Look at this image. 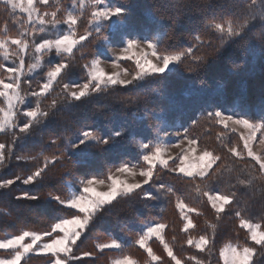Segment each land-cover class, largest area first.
I'll list each match as a JSON object with an SVG mask.
<instances>
[{
    "label": "snow or ice",
    "instance_id": "snow-or-ice-1",
    "mask_svg": "<svg viewBox=\"0 0 264 264\" xmlns=\"http://www.w3.org/2000/svg\"><path fill=\"white\" fill-rule=\"evenodd\" d=\"M58 3L59 0H0V6L9 18L14 23L19 22L23 29L16 35H9L6 25L0 31V56L5 61L15 57L11 64L0 63V133L13 137L11 144L0 143V163L13 156L17 161H37L30 174L0 179V190H4L0 194L11 195L12 186L17 183L28 186L42 181L51 171L50 166L71 163L78 166L74 171L80 175L70 195L49 194V198L59 206L57 211L62 213L51 224L50 230H21L0 239V250H3L0 252V264H29L32 256L47 257L45 264H72L73 261L86 264L84 258L93 256V253L77 254L76 251L85 234L102 215L118 204H132L137 199H158V195L146 186H155L153 177L160 168L176 173L177 178L186 184H195L196 192L207 197L217 219L233 207L240 209L236 185L230 184L229 190H215L205 183L219 172L217 162L223 160L222 155L207 147L202 148L197 138L188 135V127L177 125L174 114L182 107L197 105L204 119L224 130L218 135L237 134L238 139L230 145L225 142L224 147L254 173V179H264V91L256 111L257 106L243 92L225 83V76H210L207 88L195 86V81L212 67V57L223 61L234 53L247 56L256 50L264 57V0H235L232 7L222 14H217L216 8L223 6L213 4L212 0H203V6L197 5L201 13L200 27L193 29L196 34L192 43L177 47L165 45L163 41L170 32L178 30V24H183L179 19L183 15L181 8L190 5H173L176 9L173 12L166 3L157 4L159 20L166 18L167 23H159L157 17L150 13L148 21L153 27L147 35H142L141 24L133 19L125 6H113L107 0H72V8L61 12L58 7L53 9V5ZM81 17L88 22L83 33L77 28ZM37 34L43 35L37 39ZM93 44L95 54L90 63L83 65L87 80L76 83L72 80L73 57L76 51ZM29 53L31 59L26 63ZM46 56L49 57L47 60ZM187 59L192 61V66L186 69L191 75L183 78L182 82H170L169 74ZM121 61H132L135 70L129 72L121 66ZM104 62H110L119 71L106 73L100 66ZM45 64L48 67L37 82V88L31 89L33 81L25 80V75L31 76ZM63 80L68 81L63 84V104L58 106L53 99L49 108L44 109L42 103L54 91L55 84ZM200 83L204 81L200 80ZM24 84L31 89L27 93L22 89ZM117 86L122 89L131 87L138 92L136 96L121 94L122 106L143 101L152 107L148 113L149 118L156 121L152 125V133L144 135L114 123L108 131L88 128L78 135L70 134L76 110L88 103L94 93L107 88L117 89ZM140 89H151L154 95L142 96ZM221 98L229 105L227 108L219 104ZM100 115L109 118L106 112ZM196 123V120H191L192 125ZM37 126L54 137L51 145H55V151L47 155L44 152L37 156L15 155L17 141L26 146ZM172 136L180 139L172 142ZM125 140L138 149L135 164L121 158L126 151ZM185 144L186 147H182ZM170 148H179L180 151L172 157L168 155ZM101 153L114 158L113 164L106 172L93 173L89 166ZM41 157L42 163L39 162ZM169 160L173 161L171 165ZM71 174V171L66 173L68 176ZM130 177L140 179L130 181ZM251 183V180H238V184L245 187ZM100 185L107 190L97 191ZM157 193L175 195L163 184L157 187ZM13 198L17 201L40 199L27 191ZM175 207L183 221L180 231L187 234L185 243L195 249L192 255L182 259L174 252L173 246L165 239L168 224L162 220L147 223L128 245L109 237L95 245L96 251L112 250L110 264H140L126 250L132 247L146 254L144 264H169V261L171 264H186L187 261L203 264L196 253H205L210 246L215 247V238L207 234L193 238L189 230L196 225L188 214L200 215L199 210L180 196H176ZM234 214L239 229L246 233V241L243 245L225 243L220 246L219 261L222 264H254L257 247L253 245L264 251V226L246 217L244 209ZM154 238L159 241L168 260L154 251L150 243Z\"/></svg>",
    "mask_w": 264,
    "mask_h": 264
},
{
    "label": "trees",
    "instance_id": "trees-1",
    "mask_svg": "<svg viewBox=\"0 0 264 264\" xmlns=\"http://www.w3.org/2000/svg\"><path fill=\"white\" fill-rule=\"evenodd\" d=\"M107 2L113 6L119 4L127 7L133 19L141 24L142 35H147L153 27L151 22L148 21L150 13L157 17L159 23H167L166 18L163 21L159 20L157 4L166 3L168 9L173 12L176 11L173 5H190V7L181 8L183 15L179 19L183 21V24H178L176 26L178 30L170 32L168 37L164 39L163 43L168 46L177 47L191 44L196 34L193 29L200 27L199 17L201 13L197 5L203 6V0H107ZM234 2L235 0H212L213 4L223 6L216 8L217 14L228 11ZM56 7L61 12L65 9H71L72 0H59L58 4L53 5V9ZM23 19L25 21V18ZM6 25L9 29V35H16L18 32L23 31L19 26V22L14 23L3 7L0 6V31ZM87 27V19L81 17L77 25L78 31L83 33ZM161 32H163V29H161ZM51 35L54 36V33ZM201 51L204 50L202 49ZM94 54V44L76 51L72 60V80L74 82L84 83L87 80V71L83 65L90 63ZM48 58L46 56L45 60ZM212 61L213 64L209 72L200 78L204 83L201 84L200 80H196L195 86L207 88L210 76H225V83L234 90L243 92L257 106L254 110L258 111L261 93L264 91V57L261 56L260 52L256 50L250 52L247 56L242 53H234L230 59L223 61H218L216 57H212ZM0 63L5 64L1 56ZM122 64L125 66L126 63ZM191 66L192 61L190 59L185 60L180 68L169 74L170 82H182L183 78L190 76L191 74L186 69ZM47 67L48 65L45 64L33 76L25 78V80L30 79L33 81L31 89L37 88V82L41 80ZM66 82L68 81L63 80L55 84L54 91L42 103L44 109L49 108L53 99L56 100L58 106L63 104L61 97L64 95L63 84ZM22 89L25 93L31 90L27 84L22 85ZM121 94L123 96H136L138 92L131 87L122 89L117 86V89L107 88L99 93H94L88 103L76 110L70 134L78 135L80 131L88 128L108 131L115 123L128 127L133 131H140L144 135H150L152 133V125L156 123L155 120L150 119L148 116V113L152 111V107L145 105L143 101L124 107L120 103L123 98ZM139 94L142 96L154 95L151 89H140ZM29 99L34 100L32 97H29ZM219 104L225 108L229 106L223 98L219 100ZM156 110L159 111V107ZM101 112L108 113L109 118L106 119L100 115ZM174 119L177 125L189 128L188 135L197 138L202 148L207 147L223 157L222 161L217 162L220 165L219 172L215 177L206 181V185L210 189L215 190H229L230 184L236 185L237 199L240 202V209H244V215L264 226V179L258 177L254 179V173L233 158L224 147L225 142L230 145L237 140V135L235 133H225L223 136L218 135L224 130L220 126L211 124L204 119L197 105H189L178 109L174 114ZM193 119L197 121L195 125L191 124ZM53 138L47 131H41L39 126H37L33 130L26 146H22L17 141L14 149L15 155L37 156L41 152L47 155L55 151V145H51V139ZM12 141L13 137L11 134L3 133L0 135V143L11 144ZM123 143L126 145V151L121 158L130 160L133 164L137 163L136 152L138 149L129 144L127 140L123 141ZM5 153L7 154V149H5ZM113 160L114 158L101 153L98 154L89 167L93 173L106 172L107 168L112 166ZM39 162H43L42 157ZM35 166H37V161L35 160L24 162L17 161L15 156L10 160L6 158L3 163H0V179L13 178L15 175L25 176L30 174ZM76 167L78 166L71 163H66L64 166H50L51 171L48 172L42 181L28 186L17 183L12 186L11 195L0 194V239L18 234L21 230L37 232L50 230L51 224L62 213L57 211L59 206L49 198V194L70 195L76 178L80 175L79 172L74 171ZM69 171L72 173L71 176L66 175ZM153 179L155 186L146 187L158 195V199L152 201L137 199L132 204H118L112 211L102 215L95 226L85 234L83 242L79 244L76 251L77 254L85 251L93 253V256L84 258L86 264H110L113 258L112 250L97 252L95 245L98 242H103L111 237L128 245L131 243V238L147 223L161 220L168 224V228L165 229V239L173 246L174 252L179 257L184 259L195 253V249L189 248L185 243L187 234L180 231L183 221L180 219L179 210L175 207L176 196H180L187 204L197 208L200 212V215H196V213L188 214L196 225L194 229L189 230L191 236L199 238L200 235L207 234L209 237L215 238V247L210 246V250L205 253H196L203 261V264H218V249L223 244L238 243L243 245L245 243L246 233L244 230L239 229L238 221L234 214L235 211L240 209L233 207L231 210L222 213L221 218L217 219L210 204L207 202V197L196 192L195 184H186L183 179L177 178L176 174L163 168L156 172ZM240 179L251 180L252 183L248 187L241 186L238 184ZM160 184L165 185V188H171L175 195H159L157 187ZM201 187H204V185H201ZM3 191L0 190V193ZM24 191L37 195L40 199L38 201H17L13 198L14 195ZM150 243L158 255L163 254L165 260H168L166 254L163 253L162 246L155 238ZM253 246L257 247V253L253 257L254 264H264V251L260 250L258 246ZM126 250L134 258H137L140 264H144L146 254H143L142 250L135 247L126 248ZM46 260L47 257L32 256L29 259V264H45ZM72 264H81V262L73 261ZM169 264H171L170 261ZM186 264H193V262L187 261ZM219 264H222V261H219Z\"/></svg>",
    "mask_w": 264,
    "mask_h": 264
},
{
    "label": "rangeland",
    "instance_id": "rangeland-1",
    "mask_svg": "<svg viewBox=\"0 0 264 264\" xmlns=\"http://www.w3.org/2000/svg\"><path fill=\"white\" fill-rule=\"evenodd\" d=\"M22 15V14H21ZM25 18V22H26V17H24ZM38 27V26H37ZM39 35H43V34H37V37L36 38H39ZM54 35H55V33H54ZM14 47V46H13ZM2 57V56H1ZM2 59H3V57H2ZM15 59V57H12V58H10V60H8V61H5L4 60V62H5V64H11L12 63V60H14ZM26 59V63H27V61L28 60H30L31 59V53H29V56L28 57H26L25 58ZM16 63H19V61L18 60H16ZM121 63V66L123 67V68H125L126 70H128L129 72H131V71H134L135 70V64L132 62V61H121L120 62ZM122 63H126L125 64V66L122 64ZM102 68H103V70L106 72V73H112V72H114V71H119V69H114L113 67H112V65H111V63L110 62H104V63H102L101 65H100ZM39 70V68L31 75V76H33L37 71ZM25 73H27V67H25ZM5 76L7 75V74H4ZM121 75H123V73H121ZM31 76H28V75H25V77H24V79L25 78H28V77H31ZM3 133H0V135H2ZM237 135V134H236ZM238 137V136H237ZM171 141L172 142H176L178 139H180L179 137H176V136H172L171 138ZM182 147H186V144L185 145H182ZM179 151H180V149L179 148H170L169 149V153H168V155H170V156H172V157H175L178 153H179ZM173 163V161L172 160H169V164L171 165ZM177 163H178V161H177ZM172 173H174V172H172ZM174 174H176V173H174ZM133 179H140L139 177H136V178H129V180L130 181H132ZM97 191H106L107 190V188L105 187V186H103V185H100V186H97V189H96ZM158 241V240H157ZM159 242V241H158ZM0 251H3V250H0Z\"/></svg>",
    "mask_w": 264,
    "mask_h": 264
}]
</instances>
